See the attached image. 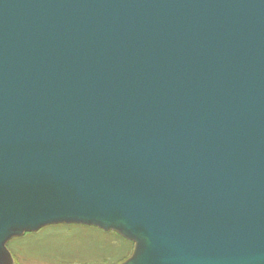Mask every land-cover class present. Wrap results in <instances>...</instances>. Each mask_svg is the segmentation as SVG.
Listing matches in <instances>:
<instances>
[{
    "label": "water",
    "instance_id": "water-1",
    "mask_svg": "<svg viewBox=\"0 0 264 264\" xmlns=\"http://www.w3.org/2000/svg\"><path fill=\"white\" fill-rule=\"evenodd\" d=\"M56 224L264 264V0H0V264Z\"/></svg>",
    "mask_w": 264,
    "mask_h": 264
},
{
    "label": "rangeland",
    "instance_id": "rangeland-1",
    "mask_svg": "<svg viewBox=\"0 0 264 264\" xmlns=\"http://www.w3.org/2000/svg\"><path fill=\"white\" fill-rule=\"evenodd\" d=\"M99 230L81 224L48 225L12 237L6 248L14 264H123L130 259L134 243L127 253L123 236Z\"/></svg>",
    "mask_w": 264,
    "mask_h": 264
},
{
    "label": "trees",
    "instance_id": "trees-1",
    "mask_svg": "<svg viewBox=\"0 0 264 264\" xmlns=\"http://www.w3.org/2000/svg\"><path fill=\"white\" fill-rule=\"evenodd\" d=\"M98 230V229H97ZM100 231V230H99ZM102 231V230H101ZM100 231V232H101ZM103 232V231H102ZM104 233V232H103ZM120 237V236H119ZM121 238V237H120ZM123 240V243L125 244V246H123L125 248V250H127V253H129L132 250V243L128 240H126L125 238H121ZM130 250V251H129Z\"/></svg>",
    "mask_w": 264,
    "mask_h": 264
}]
</instances>
